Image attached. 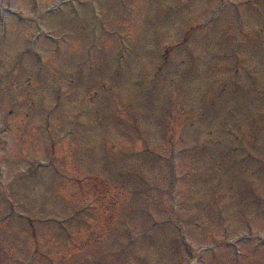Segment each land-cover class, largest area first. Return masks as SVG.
<instances>
[{"label":"rangeland","instance_id":"1","mask_svg":"<svg viewBox=\"0 0 264 264\" xmlns=\"http://www.w3.org/2000/svg\"><path fill=\"white\" fill-rule=\"evenodd\" d=\"M0 259L264 264V0H0Z\"/></svg>","mask_w":264,"mask_h":264},{"label":"trees","instance_id":"2","mask_svg":"<svg viewBox=\"0 0 264 264\" xmlns=\"http://www.w3.org/2000/svg\"><path fill=\"white\" fill-rule=\"evenodd\" d=\"M0 264H9L5 259H0Z\"/></svg>","mask_w":264,"mask_h":264}]
</instances>
